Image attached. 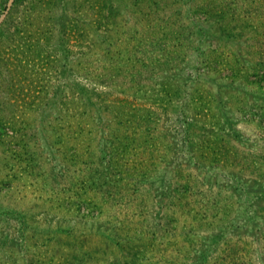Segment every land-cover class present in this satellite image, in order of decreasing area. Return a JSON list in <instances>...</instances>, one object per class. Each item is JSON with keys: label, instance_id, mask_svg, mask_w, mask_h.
<instances>
[{"label": "rangeland", "instance_id": "obj_1", "mask_svg": "<svg viewBox=\"0 0 264 264\" xmlns=\"http://www.w3.org/2000/svg\"><path fill=\"white\" fill-rule=\"evenodd\" d=\"M262 173L264 0H0V264L263 255Z\"/></svg>", "mask_w": 264, "mask_h": 264}, {"label": "trees", "instance_id": "obj_2", "mask_svg": "<svg viewBox=\"0 0 264 264\" xmlns=\"http://www.w3.org/2000/svg\"><path fill=\"white\" fill-rule=\"evenodd\" d=\"M202 5L201 6L205 9H207L208 11L210 8L213 9V7H211V6L209 8L208 4H202ZM207 10L205 12H207ZM138 117L143 118V115L139 114L138 116H136V118L139 119ZM149 118H150V116L149 117L145 116V118H143V119H149ZM154 118H156V115H154ZM219 148H218V150H219ZM151 149H148V150H150L151 154H152ZM216 153H221V152H216ZM262 175H263V173H262ZM261 180H264V175H263ZM188 183H189V180L187 179V181H185V183L182 184L180 188L177 187V188L171 189V192L178 190L177 192L176 191L172 192V195L178 196L180 194V192H182L183 195H186L188 192H185V191L188 189L190 190V185H188ZM261 187H264V183H262V182H261ZM201 209L202 210L199 209L198 211H201L200 213L202 215H204V217L206 216L205 214H209V211L211 210V208L208 204L201 205ZM184 240H189L188 243H189V245H191L192 242L194 241V238L187 235L184 238ZM199 240H200V242L202 241L199 238L196 239L195 241H199ZM214 243L215 242H212L211 245L208 247L205 246V248H203L201 251L198 250L200 252V254L203 256V258H205V256L207 258L208 255L211 253V255H213L217 259L221 260L220 262H214L213 264H264V254L261 255L257 251V249L254 252V248H253L251 241H248V244H247V245H252V248H250V249L247 248L248 246L247 247L244 246L243 248H241L239 240L232 239L231 237L226 238V241L223 243L220 242V243H217L216 245H214ZM199 247H201L199 244H198V247H196V245L192 244L191 250H195V248L198 249ZM183 251H182V253H183ZM183 255H184V253H183ZM202 261H204V260H202Z\"/></svg>", "mask_w": 264, "mask_h": 264}]
</instances>
